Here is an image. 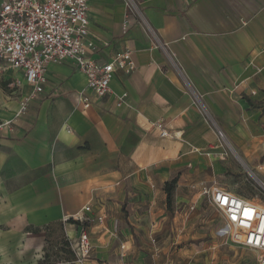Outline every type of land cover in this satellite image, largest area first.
I'll list each match as a JSON object with an SVG mask.
<instances>
[{
    "label": "crops",
    "instance_id": "0c3cea01",
    "mask_svg": "<svg viewBox=\"0 0 264 264\" xmlns=\"http://www.w3.org/2000/svg\"><path fill=\"white\" fill-rule=\"evenodd\" d=\"M87 1L90 57L129 49L135 68L98 96L70 61L52 62L30 95L0 61V264H78L82 227L83 264H180L203 187L248 196L230 182L237 159L211 153L217 129L264 180V0Z\"/></svg>",
    "mask_w": 264,
    "mask_h": 264
},
{
    "label": "built area",
    "instance_id": "2783aa9c",
    "mask_svg": "<svg viewBox=\"0 0 264 264\" xmlns=\"http://www.w3.org/2000/svg\"><path fill=\"white\" fill-rule=\"evenodd\" d=\"M88 9L87 0H0V61L23 72L25 83L31 88L30 95L43 91L44 71L52 62L70 61L86 75L87 86L98 96L110 91L109 83L115 69L130 73L135 68L129 49L116 52L104 63L90 57ZM155 47L165 49L159 40ZM125 96L126 93L119 97V104ZM84 105H88L87 101ZM156 125L162 135L168 134L161 122ZM217 135L223 140V149L215 152L220 146L213 147L211 153L221 160L237 155L221 129H217ZM247 169L254 189L249 196L220 185L203 187L202 192L222 216L224 232L229 233L236 244L253 251L257 264H264V180ZM83 208L89 211L90 205ZM73 219L83 224L88 221L84 216ZM71 247L75 263L83 264L92 249L84 227Z\"/></svg>",
    "mask_w": 264,
    "mask_h": 264
},
{
    "label": "rangeland",
    "instance_id": "374dc122",
    "mask_svg": "<svg viewBox=\"0 0 264 264\" xmlns=\"http://www.w3.org/2000/svg\"><path fill=\"white\" fill-rule=\"evenodd\" d=\"M8 88V87H7ZM239 166L238 174H234L231 183L244 191L248 196L254 192L250 182L247 166L237 162V155H232ZM250 169V168H249ZM257 176L258 173L251 169ZM203 215L196 219L195 227L199 232L193 239L191 249L181 251L182 256H176L180 264H257L256 255L253 251L236 244L229 233L224 232L225 222L219 211L204 200ZM170 260L172 257L170 256ZM177 262V261H173Z\"/></svg>",
    "mask_w": 264,
    "mask_h": 264
},
{
    "label": "trees",
    "instance_id": "16d2710c",
    "mask_svg": "<svg viewBox=\"0 0 264 264\" xmlns=\"http://www.w3.org/2000/svg\"><path fill=\"white\" fill-rule=\"evenodd\" d=\"M252 103V102H251ZM176 183V178L171 179L170 181H167L164 185V189L166 192V203H167V207L169 208L171 205V201H172V192L174 189Z\"/></svg>",
    "mask_w": 264,
    "mask_h": 264
},
{
    "label": "snow or ice",
    "instance_id": "6c2138e0",
    "mask_svg": "<svg viewBox=\"0 0 264 264\" xmlns=\"http://www.w3.org/2000/svg\"><path fill=\"white\" fill-rule=\"evenodd\" d=\"M224 202H225V204H227V200L226 199H225ZM245 215H246V217L248 216L247 212L245 213Z\"/></svg>",
    "mask_w": 264,
    "mask_h": 264
}]
</instances>
